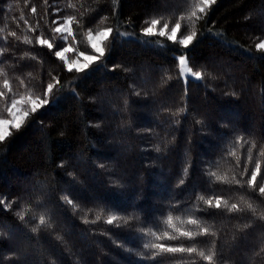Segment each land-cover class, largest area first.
Wrapping results in <instances>:
<instances>
[{
  "label": "trees",
  "instance_id": "trees-1",
  "mask_svg": "<svg viewBox=\"0 0 264 264\" xmlns=\"http://www.w3.org/2000/svg\"><path fill=\"white\" fill-rule=\"evenodd\" d=\"M197 4L0 0V117L49 101L0 141V264H264V0ZM151 19L195 36L143 38ZM107 28L87 68L55 56ZM182 53L199 80L182 81Z\"/></svg>",
  "mask_w": 264,
  "mask_h": 264
},
{
  "label": "snow or ice",
  "instance_id": "snow-or-ice-1",
  "mask_svg": "<svg viewBox=\"0 0 264 264\" xmlns=\"http://www.w3.org/2000/svg\"><path fill=\"white\" fill-rule=\"evenodd\" d=\"M215 0H204V4L205 5H210L212 3H214ZM33 12H35V8L32 9ZM205 11V7H201L200 8V12H204ZM71 17H69L68 21H66V25L67 24H70L71 23ZM160 23L159 20L157 19H153L151 20V24L149 27H147L146 29H144V35L146 36H151L153 34V29L156 28V26ZM181 27V25L179 23L175 24V27H173L171 29V35L168 36V40L169 41H172L176 38V34H177V30ZM163 28L165 30L168 29V25L167 24H164L163 25ZM62 29L61 28H56L55 29V32H61ZM64 32L66 33H69L71 34V29L69 27H65L63 29ZM112 32V29H106L105 31L103 32H100L98 33V35L102 38H105V37H108L110 35V33ZM12 35H15V33H12ZM160 36H164L165 35V32L164 31H160L159 33ZM91 36H92V33L89 32V43L91 45V48L93 50H95L96 52L99 53L100 56H103L104 55V50L102 47L98 46L97 43L93 42L92 39H91ZM195 36V33H192L190 35H184L182 39H180V43L183 44L185 47H187V45L189 43H191V41L193 40V37ZM65 40L67 39V37H63ZM114 39V37H113ZM39 44L43 45L45 43H47V41L43 40V39H39L37 41ZM49 47V49H51L53 47V45L51 43H48L47 45ZM257 47L259 49H264V43H260L257 45ZM68 51V48L67 47H64L62 50H57L54 54L55 56L59 57L61 60H64V54ZM81 55L84 57V61L85 63L83 65H79L77 67V71H79L82 67H87L88 64L87 62H90V61H95L98 59L97 56L95 55H87L85 53H81ZM185 54H181L180 56V59H179V63L183 66L185 65V60L183 58ZM65 63H67V61H65ZM68 70L69 71H72V68H71V65H69L68 67ZM181 72H183V68H181ZM195 77L197 79L200 78V73L199 72H196L195 74ZM57 83H59V81H57ZM5 87L7 88L8 85H7V81L5 82ZM53 90V84L52 83H49L47 85V92L48 93H51ZM16 101L13 100L12 102V106L13 108H15L16 106ZM37 103L39 105H45L47 103H49V101L47 100V98H43V99H40L39 101H37L36 103H32V106H31V112H35L37 110ZM53 103H55V101H53ZM25 115H27V113H25ZM7 123V121H4V120H0V141L4 140L5 139V136H4V131H3V126ZM13 125L17 128V130L19 129V127L21 126L17 121H16V117L14 116L13 117V121H12ZM259 172V165H256V169L254 171L251 172L250 174V179L248 181H246L247 184L251 185L254 189L257 187L256 185V181H257V174ZM258 192L261 196H264V185L262 186H258ZM208 205L211 206L212 205V202L211 200H208L207 201ZM216 208H219L220 207V203L219 201L216 202V205H215ZM236 205L233 204L232 205V209H236ZM113 219L114 218H109L108 220V223L111 224L113 222ZM41 223H43V220L41 221ZM190 224L192 225H197V221L196 220H191L189 221ZM205 231L207 232V229H205ZM180 236L181 237H187L189 239H192V233L190 231H183L180 233ZM175 237H169V239H174ZM153 247L155 248H158L162 253L163 252H166V253H184V252H187V253H193L196 251L195 248L193 247H184V246H166V245H162V244H156V245H153ZM200 256L204 257L205 254L204 252H200L199 253ZM207 260H211L212 257L209 255L207 257H205Z\"/></svg>",
  "mask_w": 264,
  "mask_h": 264
},
{
  "label": "rangeland",
  "instance_id": "rangeland-1",
  "mask_svg": "<svg viewBox=\"0 0 264 264\" xmlns=\"http://www.w3.org/2000/svg\"><path fill=\"white\" fill-rule=\"evenodd\" d=\"M197 3H198L197 5H198L199 8H201V7H205L206 8V7L209 6V5H205L204 4V0H197ZM151 20H153V19H151ZM151 20L149 21V23L147 24V26L144 29H146L147 27L150 26ZM66 21H68V20L62 21L57 27V28H61L62 29V31L59 32V33H61L62 37H65V36H67L69 34V33H66V32L63 31V29L66 26L70 28V24L66 25V23H65ZM164 24H166V23H161L160 22L156 26V28L153 29V34L151 36L144 35V30L141 31L140 35L143 38L162 39V40H164L166 42L178 43L182 47H185L179 41H180V39L183 38L184 35H190V34H184L183 32H181V28H179L177 30L176 38L174 40H172V41H169L168 40V36L171 35V29L173 27H175V25L167 24L168 25V29L165 30L163 28ZM107 29H110V28H107ZM105 30L106 29H102V30H99L97 32H94V33H92V36H91L92 41L97 43L98 46L102 47L103 50H104L105 42L110 38V36L112 35V32L114 33V30H112V32L110 33V35L108 37H105V38L100 37L98 35V33L103 32ZM160 31H164L165 35L164 36H160L159 35ZM119 32L121 34H124V35H129L130 34V32H128V31L126 32V31H122V30L120 31L119 30ZM87 42L90 45V43H89V35L87 36ZM260 43H264V40H262ZM66 47L68 48V51L64 54V60H63V62L65 64V67L68 69L69 65H71L72 70H76L79 65H83L85 63L84 57L81 55V52L74 51L70 46H66ZM90 47H91V45H90ZM62 49H60V50H62ZM85 54H87V53H85ZM183 54H185V53H183ZM87 55H95L97 57L100 56L99 53L96 52L95 50H93L92 48H91L90 54H87ZM180 56H181V54L177 55V61H178V67H179L180 77H181L182 81L184 83H187L189 80H196V81L199 80L200 78L197 79L195 77V75H194L196 72L192 71L191 68L189 67L186 55L183 56V58L185 60V65H183V66L179 63ZM65 61H67V63H65ZM93 62L94 61L87 62L88 66L91 63H93ZM87 67H82L79 71H81V70H83V69H85ZM181 68H183V72H181ZM48 95H49V98H50V96H51L50 93H48ZM15 101L17 102L15 108H13L12 103H11V105L8 108L6 116L5 117H0V120L7 121V123L3 126L4 136H6L8 134L9 130H11L12 128H15V126L12 123L13 117L15 116L16 117V121L21 125L22 122L24 121V119L26 118L25 113L28 114L29 112H31L32 103H36L39 100L31 98V97H20V98L15 99ZM41 106L42 105H39L37 103V108H39Z\"/></svg>",
  "mask_w": 264,
  "mask_h": 264
}]
</instances>
